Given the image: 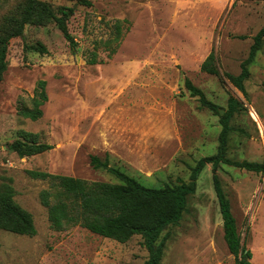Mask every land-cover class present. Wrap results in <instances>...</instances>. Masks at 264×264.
Segmentation results:
<instances>
[{"label": "rangeland", "instance_id": "1", "mask_svg": "<svg viewBox=\"0 0 264 264\" xmlns=\"http://www.w3.org/2000/svg\"><path fill=\"white\" fill-rule=\"evenodd\" d=\"M42 1L56 10L73 9L67 22L78 49L72 51L56 23H27L9 41L0 83V184L12 178L15 201L32 213L37 233L0 228V264H143L149 252L140 234L119 242L80 225L52 228L40 200L50 183L29 171L118 182L91 164L92 154H108L112 166L146 186L189 180L191 167L217 152L222 124L218 111L191 96L186 78L225 111L230 97L239 101L227 155L264 162V38L249 65L245 92L226 75L241 72L264 25V0ZM26 4L0 0V40L20 25ZM117 20L123 32L109 56ZM37 43L48 52L32 48ZM93 51L96 64L88 62ZM211 51L220 75L201 69ZM40 80L47 82L49 99L34 121L18 110L24 102L30 105ZM23 129L39 133L53 148L30 156L13 150ZM218 173L252 260L264 264V172L223 163ZM161 240L160 264H235L224 240L212 164L201 172L180 221L167 226Z\"/></svg>", "mask_w": 264, "mask_h": 264}, {"label": "trees", "instance_id": "2", "mask_svg": "<svg viewBox=\"0 0 264 264\" xmlns=\"http://www.w3.org/2000/svg\"><path fill=\"white\" fill-rule=\"evenodd\" d=\"M90 4L89 1H85ZM73 14L71 7L56 10L50 3L42 0H27L20 25L11 33L4 35L0 40V83L7 70L8 44L12 37L23 33L27 23L45 26L56 23L64 37L69 41L71 49L76 52L78 42L68 27V18ZM115 36L109 39V56L116 53L123 32V21L117 20ZM264 38V25L253 37L247 58L242 62L241 72L238 75H228L233 83L245 92V81L250 76L249 65L254 61L257 52L261 49ZM115 42H118L115 45ZM32 48L47 53L42 43ZM90 64L98 63L97 53L92 52L88 59ZM100 62V61H99ZM201 69L211 74L220 75L217 57L211 51L201 64ZM47 82L38 81L30 105L25 102L19 106V114L31 120H38L43 116V105L48 101L46 90ZM185 85L191 96H197L202 106L218 111L222 128L219 134L217 152L200 158L191 167L189 180L179 177L173 186L164 187L146 186L134 176L119 167L110 164V155L104 159L96 154L90 156L94 168H104L113 174L118 182L86 180L72 175L52 174L46 171L30 170L35 178L48 180L49 186L40 192L41 203L48 209V219L52 228L65 230L71 226L80 225L101 236L126 242L136 234L143 237L144 246L149 252L148 259L143 264H160L164 252V242L159 241L163 230L180 221L187 208L189 195L195 193L197 180L208 164H212L213 183L219 199L220 211L223 218L224 240L229 251L234 255L235 264H256L251 248L243 240L238 229L237 219L232 206L222 187L218 169L221 164H228L254 171L264 172V162L252 160L232 159L227 155L228 139L231 132V118L238 109L239 101L230 97L229 107L224 114L219 105L209 100L205 92L196 86L190 78L185 79ZM19 139L12 145V149L23 155H35L47 152L53 145L40 139V134L29 130H20ZM16 191L12 185V178L0 184V228L17 234L34 236L37 228L31 212L21 207L16 201ZM159 241V242H158Z\"/></svg>", "mask_w": 264, "mask_h": 264}, {"label": "water", "instance_id": "3", "mask_svg": "<svg viewBox=\"0 0 264 264\" xmlns=\"http://www.w3.org/2000/svg\"><path fill=\"white\" fill-rule=\"evenodd\" d=\"M220 112H221L222 114H224V113H225V110L220 108Z\"/></svg>", "mask_w": 264, "mask_h": 264}]
</instances>
